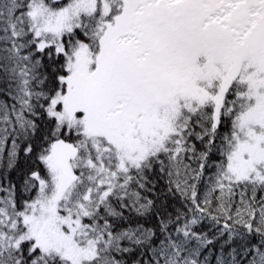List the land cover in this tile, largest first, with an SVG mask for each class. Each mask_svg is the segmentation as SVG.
Returning <instances> with one entry per match:
<instances>
[{"label": "trees", "instance_id": "obj_1", "mask_svg": "<svg viewBox=\"0 0 264 264\" xmlns=\"http://www.w3.org/2000/svg\"><path fill=\"white\" fill-rule=\"evenodd\" d=\"M75 1L0 0V264H72L34 240L15 241L27 229L24 215L41 183L49 193L71 177L59 213L78 215L95 242L96 256L82 264H264V178L237 179L229 171L238 142L246 140L238 124L255 101L249 85L237 76L218 116L213 101L182 108L177 131L157 152L122 167L107 139L88 138L81 124L52 115L53 101L68 91L73 54L81 45L96 52L101 28L124 4L109 0L104 15L99 2L56 43L37 35L32 9L59 12ZM62 109L57 103L55 110ZM68 144L75 154L58 178L50 162Z\"/></svg>", "mask_w": 264, "mask_h": 264}, {"label": "rangeland", "instance_id": "obj_2", "mask_svg": "<svg viewBox=\"0 0 264 264\" xmlns=\"http://www.w3.org/2000/svg\"><path fill=\"white\" fill-rule=\"evenodd\" d=\"M247 1L207 0L206 5L209 7L210 3L216 2V9L226 5L222 14L212 17V22L222 27V22L234 8L244 7ZM99 2L103 14L108 15L111 10L109 0H78L59 12L41 7L32 9L37 35L49 36V43H56L63 31L70 29L82 13L95 12ZM179 2L180 0H123V10L117 19L112 24L107 22L105 25L98 59L121 61L126 65L125 70L122 68L123 73L131 70L135 74L131 73L128 78L121 77L122 81L108 90L101 99H97V93L92 98H87V81L100 78L102 72L97 75L92 72L96 59L86 56L87 50L76 52L71 60L73 75L67 79L68 93L53 101L52 115L60 121L81 124L88 138L107 139L117 148L122 167L128 162L137 165L149 153L157 152L167 135L177 131L175 124L181 116L182 108L193 110L196 103L213 101L218 116L225 91L239 76L240 81L248 83L249 96L255 101L239 120V136L241 134L247 138L238 142L237 149L229 160V171L237 179L251 174L264 178V27L259 23L264 19V0L258 8L251 9L252 18L247 26L238 28L239 33L232 39L220 38L215 41V35H209L204 45L198 49L183 51L179 58L166 59L165 62L155 59L159 67L156 74L151 73L149 67L151 70L153 68L150 62L147 63L151 55L140 54L139 44L144 40L148 41L147 47L150 50L156 45L144 35L145 29L141 27V30L135 23L143 14L142 9L148 12V8L155 10L163 3L166 11L162 12L168 16ZM56 14L59 15V25L55 26L52 24L58 20ZM160 16L156 12V17ZM208 25H211L210 21ZM204 26L205 24L203 28ZM46 44L47 42H41L42 47ZM141 50L144 51L143 48ZM199 54L207 57L202 69L198 63ZM162 58L165 59L163 56ZM96 67L97 65L95 73L99 70V66ZM123 73L117 76H122ZM102 80L101 88L112 83L108 76L102 77ZM140 83H144L141 94L137 86ZM217 83L218 89H215ZM134 86L137 87L126 91ZM131 99L134 109L128 108L133 107L130 106ZM59 102L63 106L62 112L55 110ZM112 122H115L113 131L107 128L108 123ZM68 152L71 155L69 157ZM74 154L75 150L70 144L65 150L57 149L50 167L56 171L58 178L69 171L68 162ZM44 185L45 183H41L39 199L30 206L29 214L24 215L27 229L15 238L16 243L26 239L34 240L42 251L55 252L72 264H82L93 259L96 245L86 238L87 231L80 217L73 213H59V203L70 193L73 178L64 186L55 184L49 193L45 192Z\"/></svg>", "mask_w": 264, "mask_h": 264}, {"label": "flooded vegetation", "instance_id": "obj_3", "mask_svg": "<svg viewBox=\"0 0 264 264\" xmlns=\"http://www.w3.org/2000/svg\"><path fill=\"white\" fill-rule=\"evenodd\" d=\"M193 4L194 10L192 11L187 9L185 3L179 8V19L173 18L170 14L167 16L163 14L162 11L159 12L158 10L146 12L149 18H145V20L147 26L150 27L149 34L151 40L153 42L177 40L183 43L187 40L188 36L203 38L204 33L201 31V26L204 22V13L196 0L193 1ZM156 12L160 13V19H156ZM232 20L228 23L229 28L235 25L232 23ZM245 23L246 21L241 23V25Z\"/></svg>", "mask_w": 264, "mask_h": 264}, {"label": "bare ground", "instance_id": "obj_4", "mask_svg": "<svg viewBox=\"0 0 264 264\" xmlns=\"http://www.w3.org/2000/svg\"><path fill=\"white\" fill-rule=\"evenodd\" d=\"M159 50L161 51V52H163V53H166V54H168V55H170V54H173V53H175V48L173 47V46H171V45H169V44H161L159 47ZM73 75V74H72ZM72 75H69V77L68 78H70V76H72ZM88 83V82H87ZM217 88H218V83H217ZM240 179V178H239ZM37 201V200H36ZM45 253H49V252H45Z\"/></svg>", "mask_w": 264, "mask_h": 264}, {"label": "water", "instance_id": "obj_5", "mask_svg": "<svg viewBox=\"0 0 264 264\" xmlns=\"http://www.w3.org/2000/svg\"><path fill=\"white\" fill-rule=\"evenodd\" d=\"M247 17V14H239L236 22H241Z\"/></svg>", "mask_w": 264, "mask_h": 264}]
</instances>
